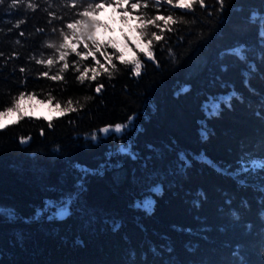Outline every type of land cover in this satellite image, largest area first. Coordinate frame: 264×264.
Returning <instances> with one entry per match:
<instances>
[{"label":"trees","instance_id":"1","mask_svg":"<svg viewBox=\"0 0 264 264\" xmlns=\"http://www.w3.org/2000/svg\"><path fill=\"white\" fill-rule=\"evenodd\" d=\"M69 2L0 4V112L22 92L74 109L0 130V264H264V0L129 8L136 39L143 13L187 23L168 31L159 21L154 60L127 38L125 57L140 59L141 74L113 55L111 78L73 53L61 71L46 46L80 10ZM107 29L105 41L118 44ZM47 58L52 65L38 63Z\"/></svg>","mask_w":264,"mask_h":264},{"label":"snow or ice","instance_id":"2","mask_svg":"<svg viewBox=\"0 0 264 264\" xmlns=\"http://www.w3.org/2000/svg\"><path fill=\"white\" fill-rule=\"evenodd\" d=\"M165 2L168 5H171L173 8H180V9H188L191 10L194 8L195 5H200L201 7H206L205 0H165ZM4 0H0V4H3ZM20 3V0H12L11 7H16V5ZM111 3L115 4L117 7L121 8L123 12L127 13L130 9H140L141 7L147 8L148 0H136L135 3H130V0H111ZM161 3V0H152V6L157 7ZM219 3L221 7H223L224 0H219ZM66 7H71L72 9H80L78 11H75L73 16L65 22L63 19H61V23L64 25L59 29V43L55 42H45L46 46L54 49L53 55L56 56L58 54V59L60 61H64L61 71H64L68 69L69 64L67 63V57L69 53L75 54V56L80 57L83 59H87L91 57L95 64L98 65L101 69H103L104 73H106L109 78L112 77L114 71H118V68L115 63H113V55H115V58L120 61L122 64L128 65L132 64L135 67L132 69V72L139 76L141 74V61L138 57L133 55L132 58L126 59L123 49L119 47V45L114 41H105L102 39H99L96 34V29L98 27H104L108 28L109 26L104 24L99 19H95L91 16V13L100 11L102 8V3H96L95 0H92V2H84L77 3V0H70L68 4L65 5ZM28 7L35 9L37 5L35 4H29ZM50 16L55 18V14L52 12L48 13ZM127 16H122L121 19L127 20ZM137 21L139 22L138 25L134 26V29L138 27L140 29L139 36L137 39H146V43L141 46L140 43H136V48L145 54V56L150 59L154 60L155 57L153 55V52L151 51V46L153 45L154 41H160L164 39V29L161 27L159 21L164 22V26L167 27L168 31H174L172 27H170V24H176V23H187L183 19V17H179L174 19L172 15L163 16V15H155L154 17L148 16L147 13H143L142 15H138L136 17ZM261 20L264 21V17H261ZM23 23V21L17 22L15 27H19V24ZM149 26H155L157 29H160V34L158 35L157 32L152 31L149 33L148 28ZM37 31H43V29H37ZM53 32H56L57 29L53 28ZM122 35L127 36V33L121 29ZM21 36L24 35V33H20ZM264 35V33H262ZM69 37H71L73 43L71 44V47L69 46ZM151 37V38H149ZM154 38V39H153ZM19 43V41H17ZM128 39L124 41V47L128 46ZM109 46L114 50L113 54L108 53ZM79 49V50H78ZM232 54L240 58L241 60H244L245 54L242 47H237L231 50ZM13 55H16V53H13ZM0 56H3V53L0 52ZM98 57H103L104 62L108 67H105V64L101 63V60ZM31 59H35V57H32ZM52 58L47 59H41L38 61L40 64H53ZM111 69V70H110ZM21 72L24 71V69H20ZM89 71L88 68H85L83 72H81L80 76L77 77V79L83 83V78L87 75V72ZM42 75L47 76L48 73L44 72ZM51 79L57 80L62 79V77L59 76H52ZM92 80L97 79V73L96 70H93V74L91 76ZM103 85H97L95 91L100 92ZM25 94L22 92L20 93L21 99L23 98ZM71 100L68 101L69 109L68 110H74L71 109ZM59 107V105H57ZM13 109L17 113V117L15 121H11V123H17L20 119H22L24 116L29 115L28 112L23 111L21 109L20 103L17 101L13 104L11 108H7L4 111L0 112V117L7 115L8 113L12 112ZM131 119V117L129 118ZM8 125L4 124L2 120H0V130L6 128ZM49 127H51V124H49ZM109 127L111 125L100 129L101 132H107L109 130ZM125 125L116 124L115 129L117 132L121 131ZM93 139H95V134H93ZM257 162H253L255 165Z\"/></svg>","mask_w":264,"mask_h":264},{"label":"rangeland","instance_id":"3","mask_svg":"<svg viewBox=\"0 0 264 264\" xmlns=\"http://www.w3.org/2000/svg\"><path fill=\"white\" fill-rule=\"evenodd\" d=\"M91 16L95 19H99L104 24H107L109 26L107 31L110 34H114V35L117 34L118 45L124 50L126 56L132 54V52L129 50V46L124 47L123 42L121 40L122 39L126 40L128 38L131 42L133 41L135 44L137 43V39L132 37L134 35H137V33L131 35V31L135 23L134 20L135 16H133L132 19L130 20L128 18L127 20H123V19L120 20L122 16H128V14L113 10V7L111 5L106 6L103 10H101L97 14H91ZM123 21L126 22L124 23ZM103 28L104 27H98L96 29V34L99 39L106 40L109 37L107 32H105ZM121 29H123V31L127 33V36L122 35ZM108 40L111 41L110 39ZM72 43L73 42H69L70 45ZM93 70H96L97 73L98 67H94L92 71ZM18 102L21 105V109L23 111L28 112L29 115H33L36 117H45L47 119L53 116L60 115L61 113H63V111H66L69 108V107H65L61 109V107H57V104L55 105L51 104L50 101H41L34 96H28V95L23 96L22 99L20 97ZM16 117H17V113L13 109L12 112L8 113L5 116L0 117V120H2L4 124H8L11 121L15 120ZM27 141L28 139H23V143H26ZM1 208L3 207L1 206Z\"/></svg>","mask_w":264,"mask_h":264},{"label":"crops","instance_id":"4","mask_svg":"<svg viewBox=\"0 0 264 264\" xmlns=\"http://www.w3.org/2000/svg\"><path fill=\"white\" fill-rule=\"evenodd\" d=\"M29 116H33V115H29Z\"/></svg>","mask_w":264,"mask_h":264}]
</instances>
